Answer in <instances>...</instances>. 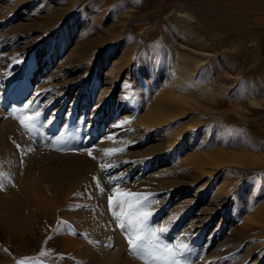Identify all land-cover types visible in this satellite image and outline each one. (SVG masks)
I'll use <instances>...</instances> for the list:
<instances>
[{"label":"rangeland","instance_id":"rangeland-1","mask_svg":"<svg viewBox=\"0 0 264 264\" xmlns=\"http://www.w3.org/2000/svg\"><path fill=\"white\" fill-rule=\"evenodd\" d=\"M47 4L52 12L64 9L66 13L64 10L61 12L73 19L84 18L86 25L83 37L74 38L61 49L57 45L50 47L47 37L52 36L51 28H47L40 19L45 14L34 11L36 6L46 5L42 9L45 12L48 10ZM7 6L11 8L9 12L6 11ZM187 12L192 16L188 17ZM36 20L38 22H34ZM100 37L105 38V41L100 47L99 56L86 62L81 60L79 46L87 40ZM0 38L14 42L11 49L5 51V58L0 56V92L4 94L12 92L20 82L17 73H6L4 59L8 63L29 55V59L24 60L30 62L29 74L27 72L26 76L32 79L39 73L44 51L50 48L46 59L52 71L58 68L60 75L64 76L67 74H64L66 69L74 68L81 73L78 80L70 83L69 99L63 100L65 93L58 95V86L53 84L47 91L39 90L40 96L35 98V103L41 107L37 108L36 113L28 111L21 114L20 109L13 110V118L30 131L29 138L36 147L42 149L43 138H40L37 129L40 123L63 124L69 112V121L74 132H77L72 133V130L61 141L54 136L57 133H47L46 140L43 139L48 142L45 149L60 153L81 151L79 149L85 148L87 138L94 137L87 135L90 129L110 127L113 132L111 147H98L97 150L87 148L91 150L93 159H100L97 160L98 170L110 168L106 172L109 174L112 168L115 171L122 165V171L127 169L122 172V177H128L137 175L148 159L152 161L158 157L156 166L158 161H165L164 166H157L158 176L156 173L152 175L149 184H131L121 190V186H114L116 180L112 177L114 180L111 179L110 183L114 187L109 192L97 181L102 188L99 196L81 198L79 192H73L68 199V196H59L61 213L55 220L39 213L25 227L14 225L0 214V243L7 249L0 254V264H110L94 260L86 254L87 241L98 247L102 245L107 251L111 248L117 250L123 245L122 260L116 264H170L171 257L163 251L165 246L173 253H178L175 264H187L186 261L190 264H264V245L261 244L264 237V0H0ZM33 57L37 58L36 66H32ZM101 57H107L106 64L98 63ZM18 63L20 60L14 65L16 68ZM113 69L116 70L113 72ZM181 70L188 71L189 75L184 88L186 94L198 98V102L180 103L173 98L174 90L168 81V74L183 78ZM42 78L43 83L40 80L39 84L47 82L45 76ZM82 83L85 90L80 93L79 99L74 96ZM107 90L109 93H106ZM50 91L55 96L51 99L47 97ZM206 91L213 94V98L205 97ZM164 108L168 109L167 116L162 115ZM81 109H84V113ZM108 113H111L112 118ZM171 137H175V144L171 143ZM211 155L221 160L208 161ZM49 163H59L60 166L69 164L61 158H53ZM197 168L200 172L194 173ZM29 169L37 170L35 165ZM163 176H166V180ZM16 182L12 181L8 188L5 182L0 181V190L8 192L11 186L19 189V183ZM157 183L160 185L157 186ZM224 184H228L232 194L228 198L223 197L222 201L215 199L212 202L213 190L226 189ZM87 186L86 191L89 192ZM146 195L151 200L148 210L152 209V216L147 222L148 228L142 230L138 227L136 232L143 237L141 243L146 247L134 250L128 243L129 237L133 235L132 225L136 224L137 219L136 211L133 210L140 207L137 198ZM189 195L196 198L191 200ZM164 196L169 198L165 199ZM162 197L168 201L165 202ZM236 201L238 210L234 211ZM214 202L222 206L216 210L209 209ZM103 204L105 209H110V212H105L115 214L118 218L119 228L117 230L114 227L113 236L116 237L115 233L121 230L122 234L119 233L123 239L112 237L103 243L101 239L82 231L68 217L69 213L83 211L86 207L92 210L95 207L94 211H98ZM117 204L132 207L130 212L118 215L115 213ZM126 216H129L128 223L124 220ZM121 224L124 225L123 229ZM202 228L206 232L205 238L210 229L216 228L215 231L220 233L212 247L202 246L205 239L198 241L195 238ZM204 251L206 253H202Z\"/></svg>","mask_w":264,"mask_h":264},{"label":"bare ground","instance_id":"bare-ground-1","mask_svg":"<svg viewBox=\"0 0 264 264\" xmlns=\"http://www.w3.org/2000/svg\"><path fill=\"white\" fill-rule=\"evenodd\" d=\"M53 6V5H52ZM51 6V7H52ZM43 7L46 8V5H38L35 7L34 11H36L37 13H43L45 14V16L40 17L41 21L43 22V24L47 27V28H51V37H47L48 38V43L51 45L50 47H52L53 45H57L60 47V49L62 47H64V45H68L71 41L74 40V38H80L83 35V30L85 28L86 25V20L84 18H71L69 17V15L64 14V11L61 9V11H56V12H52L50 11L48 4H47V8L48 10H46L45 12L42 11ZM55 7V6H53ZM52 9V8H51ZM11 10L10 7L7 6L6 11L9 12ZM69 11V10H68ZM75 12V11H74ZM66 13V11H65ZM68 13V12H67ZM72 15V14H71ZM186 15L188 17L192 16V14L190 12H187ZM78 16V15H77ZM75 17V16H73ZM34 22H38V20L34 21ZM27 23V22H25ZM29 23V22H28ZM194 33H196L195 31H193ZM50 35V34H49ZM83 37V36H82ZM18 38V37H16ZM105 38L100 37V38H95V39H90L87 40L83 45L79 46L80 48L79 50V57L81 60H84V62H86L85 60H92L95 57H98L100 54V47L102 44H104ZM14 42L9 41L8 38H0V56L5 58V51H7L8 49H11V46ZM47 45V44H46ZM17 49V48H16ZM58 49V48H57ZM50 48H47L44 51V57H42V59L40 60V66H39V73L35 74L34 78L30 79V76H26L28 70H30V62H26L25 60L29 59V55L25 58H18L16 60L10 61L8 63L6 59L3 60L4 63V68H6L7 72L6 73H17L18 77L20 78V82L17 85V87L12 91V92H6V94L0 92V181H3L6 183V186L9 188L10 185L12 184V181H17L19 183V189H15V188H11L8 189V192H5L4 189L1 191L0 190V214L4 215L5 217H7L9 219V221H11L14 225H21V226H28V224L33 221L38 215L39 213H43V215L45 217H49L51 216L52 219L55 220V217H57V215H60V203H59V196H68L67 199L69 198V196L73 193V192H79L80 197L81 198H88V196H92L95 195L97 196L98 194H100L102 192V188L105 189V191L109 192L112 191L114 186H121V190H124L125 186L128 188L127 185H141V184H149L150 178H152L155 173V175L158 176L159 171L157 172V166H164V162H159L158 161V165L156 166L157 163V159H153L151 160H146V162L142 165V170L139 171V173L135 176H123L122 177V171L121 169H123V166L121 165L118 169L116 168L115 171H112V169L110 170L109 174H106V172L108 173V170L110 168H108L106 171L105 170H98L99 168V163L98 161L100 160L98 157L97 159H93L94 156H92V153L90 152L93 149H96L98 147H103L108 148L111 143L113 142L112 140V135L113 132L111 131L112 129H110V127H107L108 129H103L102 127L97 128V130H95L94 128L90 129L89 133H87V135L93 136V138H87L86 140V144L85 148L80 147L79 150L81 151H77V152H65V153H60V152H56L50 149H45L44 147H47L46 145L48 144L45 137L47 133H57V135L55 134L54 136L57 138L61 139H66V135L70 134L69 132H71L74 128H72L71 126V122L69 121V112L66 115V117H64L66 119L65 123L63 124H50L52 127H50V125H48V123L46 125L43 124V122H39L40 123V128H37L40 133L39 135H41L40 138L43 142H42V149H40L39 147L35 146V143H33L31 141V139L29 138L30 134L27 130V128L24 125L19 124L18 122H16V120L13 118L12 113L13 110L15 109H20V113H27L28 111L31 113H36L37 112V103H35V98L38 99L37 97L40 96L38 95L39 90L41 89H46L48 87H51L50 85H56L58 87H56L57 90V94L58 95H62L63 93H65V98H63V100L67 99L69 97V95L71 94L70 92V83L74 80H78L80 77L79 75H81V73H79V71L75 70L74 68H68L64 71V74L67 72L66 75H60V69L58 70V68H56L55 70H51V65L49 63V61H47L48 59H46V53L49 52ZM52 51V50H51ZM13 52V51H12ZM99 52V53H98ZM7 53V52H6ZM41 53V52H40ZM51 53V52H50ZM49 54V53H48ZM13 55V54H12ZM10 56V55H9ZM40 56V55H39ZM2 59V58H1ZM8 59V58H7ZM11 59V58H10ZM25 59V60H24ZM36 57H33V63L34 65L32 66H36L38 63L36 62ZM102 59V57H101ZM20 60V63H18V67L16 68L14 65L17 64V61ZM50 60V59H49ZM107 57H104V59L102 60H98L99 64H106L107 63ZM89 63V62H88ZM2 64V63H1ZM0 64V65H1ZM29 65V66H28ZM53 65V64H52ZM2 66V65H1ZM90 66V65H89ZM16 68V69H15ZM115 68V67H114ZM15 69V71H13ZM112 70V67L111 69ZM116 70V69H115ZM113 69V72L115 71ZM191 70V69H190ZM85 71V70H84ZM112 72V71H111ZM113 72L111 73V75L113 74ZM182 72V76L181 77H176L173 74H168V81L170 83V86L173 88L174 90V97L176 102H180V103H192L197 101L198 102V98L194 97V96H189L188 94H186L185 92V87L187 84L186 79L189 78L188 75V71L186 70H181ZM29 74V72H28ZM86 74V73H85ZM107 74V73H106ZM2 75V72L0 70V76ZM11 75V74H10ZM13 75V74H12ZM5 76V75H4ZM42 76H45L47 82L45 84H39V81L42 78ZM58 76V77H57ZM7 77V76H5ZM9 77V76H8ZM5 79V78H3ZM16 79V78H15ZM115 79V78H114ZM117 79V78H116ZM185 79V80H184ZM6 81V79H5ZM16 81V80H15ZM106 81V80H105ZM41 83H43V80L40 81ZM115 82V81H114ZM113 82V83H114ZM111 84V83H110ZM6 85H8L6 83ZM12 85V84H11ZM53 85V86H54ZM112 85V84H111ZM138 85V84H137ZM109 87V85H107ZM2 87V86H1ZM0 87V88H1ZM5 87V86H4ZM10 87V86H9ZM15 87V86H13ZM6 88V87H5ZM4 88V89H5ZM8 88V87H7ZM137 88V87H135ZM107 89V88H106ZM3 90V89H2ZM1 90V91H2ZM50 90V89H49ZM54 90V87H53ZM55 90V91H56ZM84 83H82L79 86L78 91L75 93L74 97H78L80 93L84 91ZM140 90V89H138ZM105 91V90H104ZM102 91V92H104ZM4 92V91H3ZM45 92V91H44ZM51 92V91H50ZM101 92V91H100ZM134 91H132L133 93ZM139 92V91H138ZM207 92V91H206ZM106 93H109L108 90ZM32 94V95H31ZM88 94V93H87ZM86 94V95H87ZM102 94V93H100ZM135 94V93H133ZM138 94V93H137ZM204 94V92L202 93ZM48 95V94H47ZM104 95V94H103ZM125 95V94H124ZM54 96L53 92H51V94H49L47 97H50V99ZM106 97L108 96L105 95ZM120 96V95H119ZM134 96V95H133ZM139 96V95H138ZM55 97V96H54ZM84 97V96H83ZM104 97V96H103ZM121 97V96H120ZM205 97L207 98H213V94L211 93H206ZM58 98V97H57ZM100 98V97H99ZM41 99V98H40ZM69 99V98H68ZM80 99V98H79ZM84 99V98H83ZM102 99V98H101ZM120 99V98H119ZM122 99V98H121ZM120 99V100H121ZM48 100V99H47ZM62 100V99H61ZM74 100V99H73ZM106 100V99H105ZM123 100V99H122ZM125 100V99H124ZM78 101V100H77ZM84 101V100H83ZM40 102V101H39ZM43 102V101H42ZM45 102V101H44ZM73 102V101H72ZM71 102V103H72ZM76 102V101H75ZM46 103V102H45ZM56 103V102H55ZM44 104V103H42ZM59 104V103H58ZM61 104V103H60ZM48 105V102H47ZM55 105V104H54ZM101 105V104H100ZM118 106V105H117ZM28 107V108H27ZM43 107H45L43 105ZM57 107V106H56ZM100 108V106H98ZM97 107V108H98ZM63 108V107H62ZM61 108V109H62ZM118 108V107H116ZM56 110H58L57 108H55ZM71 109V106H70ZM70 109H68L67 111H70ZM39 110V109H38ZM72 110V109H71ZM99 110V109H98ZM101 110V108H100ZM41 111V110H40ZM39 111V112H40ZM55 111V110H54ZM81 111H83L84 113V109ZM95 111L97 112L96 108ZM127 111V110H126ZM71 112V111H70ZM92 112V111H91ZM94 112V113H96ZM106 112V111H105ZM15 113V112H14ZM13 113V114H14ZM25 113V114H26ZM56 113V112H55ZM82 113V112H80ZM134 113V112H133ZM132 113V114H133ZM30 114V113H29ZM53 114V113H52ZM88 114V113H87ZM109 114V113H108ZM107 114V116H108ZM111 114V113H110ZM109 114V116H110ZM116 114V112H115ZM129 114V113H127ZM131 114V113H130ZM168 114V109L164 108L162 111V115L163 116H167ZM20 115V114H19ZM32 115V114H31ZM73 115V114H72ZM76 115V114H75ZM83 115V114H82ZM92 115V114H90ZM99 115V114H98ZM125 115V113H124ZM35 116V115H34ZM81 116V115H80ZM94 116V115H93ZM101 116V115H100ZM114 116V115H113ZM50 117V116H49ZM63 117V116H62ZM99 117V116H98ZM111 117V116H110ZM109 117V118H110ZM123 117V116H122ZM121 117V118H122ZM126 117V116H125ZM53 118V117H52ZM88 118V116H87ZM91 118V117H90ZM107 118V117H106ZM112 118V117H111ZM124 118V117H123ZM161 118V117H160ZM55 119V118H54ZM99 119V118H98ZM51 120V118H50ZM59 120V118H58ZM90 120V119H89ZM123 120V119H122ZM164 120V119H163ZM34 121V120H33ZM42 121V120H41ZM54 121V120H53ZM79 121V119H78ZM94 121V120H93ZM96 121V120H95ZM36 122V121H34ZM55 122V121H54ZM75 122V121H74ZM105 122V121H104ZM37 124H39L38 122H36ZM91 123V122H90ZM95 123V122H94ZM102 123V122H101ZM81 124V123H80ZM76 125V124H75ZM83 125V123L81 124ZM92 125V124H91ZM95 125V124H94ZM97 125V124H96ZM105 125V124H104ZM103 125V126H104ZM112 125V124H111ZM35 126V125H34ZM79 126V125H78ZM45 127V128H44ZM47 127H50L49 129L51 130H47ZM75 127V126H73ZM88 127V126H87ZM92 127V126H91ZM90 128V127H89ZM88 128V129H89ZM112 128V127H111ZM87 129V130H88ZM115 129V128H114ZM86 130V131H87ZM75 130L72 131V133ZM82 131V130H81ZM115 131V130H114ZM38 132V131H37ZM77 132V131H76ZM74 132V133H76ZM83 133V132H81ZM228 133V132H227ZM115 134V133H114ZM72 135V134H71ZM84 136V134H82ZM70 137V135H68ZM73 136V135H72ZM77 137V135H75ZM82 136V137H83ZM120 136V135H119ZM172 136V135H171ZM49 137V136H48ZM81 137V139H82ZM71 138V137H70ZM75 138V137H74ZM84 138V137H83ZM86 138V137H85ZM121 138V137H120ZM75 140V139H74ZM127 140V139H126ZM125 140V141H126ZM63 141V140H62ZM68 141V139H67ZM124 141V142H125ZM128 141V140H127ZM76 142V141H75ZM123 142V143H124ZM73 143V142H72ZM115 143V142H114ZM171 143L175 144L176 140L175 137H171ZM72 145V144H71ZM74 145V143H73ZM72 145V146H73ZM83 145V144H82ZM80 145V146H82ZM115 145V144H113ZM68 146V145H67ZM70 147V146H69ZM74 147V146H73ZM76 147V145H75ZM111 147V146H110ZM91 150H88V149ZM114 148V146H113ZM68 149V148H67ZM75 149V148H74ZM85 150V151H84ZM41 151V152H40ZM71 151V148H70ZM76 151V150H74ZM84 151V152H83ZM169 152V151H168ZM167 152V153H168ZM169 154V153H168ZM53 158H61L66 160V162H68L69 164L66 166H60L59 163H56L57 165H51L49 163V161ZM148 158V157H147ZM161 158V157H160ZM163 158V157H162ZM211 159L212 162H218L221 160V158L217 157L216 155H211V158H208L207 160L209 161ZM98 160V161H97ZM142 160V159H141ZM106 161V160H105ZM124 161V160H122ZM168 161V160H167ZM117 162V161H115ZM120 162V161H119ZM183 162V161H182ZM186 162V161H184ZM210 162V163H212ZM132 163V162H131ZM138 163V162H137ZM172 163V162H171ZM108 164V162H107ZM130 164V163H129ZM181 164V162H180ZM184 164V163H183ZM31 165H35V168H37V170L34 169H29L27 170V168L31 167ZM126 165V164H125ZM134 165V164H133ZM149 165V167H148ZM178 165V164H177ZM102 166V165H101ZM131 166V165H130ZM146 166L150 169H145ZM168 166V165H167ZM172 166V164H171ZM173 166H175L173 164ZM244 166V165H243ZM140 167V166H139ZM185 167V166H184ZM33 168V167H32ZM107 168V167H106ZM125 168H133V167H125ZM140 168V169H141ZM167 168V167H166ZM169 168V167H168ZM167 168V169H168ZM174 168V167H172ZM76 169V170H75ZM177 169V168H176ZM175 169V170H176ZM181 169V168H180ZM187 169V168H186ZM27 170V172H26ZM73 170V172H72ZM127 170V169H126ZM125 170V171H126ZM130 170V169H129ZM146 170H149L146 172ZM169 170V169H168ZM174 170V171H175ZM194 170V169H193ZM192 170V171H193ZM79 171V172H78ZM124 171V172H125ZM177 171V170H176ZM186 171V170H185ZM77 172V173H74ZM150 172V173H149ZM178 172V171H177ZM187 172H189V169L187 170ZM196 172H200V169H196L194 170V173ZM180 173V172H178ZM186 173V172H185ZM192 173V172H191ZM177 174V173H176ZM184 174V173H183ZM190 174V173H189ZM198 174V173H197ZM98 175V178H97ZM169 175V174H167ZM179 175V174H178ZM156 176V177H157ZM161 176V175H159ZM112 177H114V179L116 180V183L113 185H111V179H113ZM126 177V178H124ZM155 177V176H154ZM164 177V176H163ZM166 177V176H165ZM164 177V178H165ZM196 177H198L196 175ZM159 178V177H158ZM172 178V177H171ZM179 178V177H178ZM195 179V177H192ZM98 179V180H97ZM113 179V180H114ZM177 179V178H175ZM182 179V178H181ZM164 180V179H163ZM166 180V178H165ZM197 180V179H196ZM86 181H89V183H87ZM97 181L101 182L102 188H100L99 183ZM155 181V180H154ZM153 181V182H154ZM178 181V180H177ZM194 181V180H193ZM16 182V183H17ZM164 182V181H163ZM189 182V181H188ZM160 183V181H159ZM157 183V186L158 184ZM161 183H162V179H161ZM160 183V184H161ZM190 183V182H189ZM226 183V182H225ZM3 184V183H2ZM15 184V183H14ZM159 184V185H160ZM166 183H164L165 185ZM169 183H167L168 185ZM175 183H173L174 185ZM88 185V186H87ZM156 185V184H155ZM180 185V184H178ZM183 186H186L187 184H181ZM191 185V184H190ZM3 186V185H2ZM5 186V185H4ZM3 186V187H4ZM86 186L89 187V192L86 191ZM104 186V187H103ZM132 186V185H131ZM143 186V185H142ZM153 186V185H152ZM169 186V185H168ZM167 186V188H168ZM176 186V184H175ZM1 187V186H0ZM130 187V186H129ZM137 187V186H136ZM135 187V189H136ZM149 188V186H147ZM155 187V186H154ZM161 187V186H159ZM163 187V186H162ZM161 187V188H162ZM166 187V186H165ZM193 187V186H192ZM195 187V186H194ZM223 187H226V189H219V190H213L214 191V199H212L213 201H216L217 199L221 200L223 199V197L228 198V196L230 194H232V191L230 189V187H228V184H224ZM124 188V189H123ZM158 188V187H157ZM171 188V187H170ZM189 188V187H188ZM2 189V188H1ZM116 189V188H115ZM114 189V190H115ZM119 189V190H120ZM132 189V187H131ZM128 189V190H131ZM134 189V188H133ZM138 189V188H137ZM159 189V188H158ZM177 189V188H176ZM187 189V188H186ZM127 190V191H128ZM141 190V189H140ZM153 190V189H152ZM162 190V189H161ZM160 190V191H161ZM164 190V189H163ZM172 190V189H171ZM170 190V191H171ZM190 190V189H189ZM205 190V189H204ZM203 190V191H204ZM149 191V190H148ZM157 191V189H156ZM197 191V190H196ZM195 191V192H196ZM201 191V190H199ZM116 192V191H115ZM140 192V191H139ZM138 192V193H139ZM180 192V190L178 191ZM190 192V191H189ZM206 192V190H205ZM184 193V192H183ZM202 193V192H201ZM137 194V193H136ZM159 194V193H158ZM168 194V193H167ZM182 194V193H181ZM185 194V193H184ZM198 194V193H196ZM204 194V193H203ZM88 195V196H87ZM103 195V194H102ZM133 195V194H132ZM139 195V194H137ZM149 195V194H148ZM165 195V194H163ZM179 195V194H178ZM183 195V194H182ZM191 195V194H190ZM189 195V196H190ZM90 196V197H91ZM99 196V195H98ZM140 196V195H139ZM147 196V195H146ZM156 196V195H155ZM154 196V197H155ZM168 196V195H167ZM203 196V195H202ZM201 196V197H202ZM212 196V194H211ZM72 197V196H71ZM78 197V196H77ZM108 196H106L107 198ZM132 197V196H131ZM134 197V196H133ZM160 197V196H159ZM165 197V196H164ZM170 197V195H169ZM167 197V198H169ZM191 197V196H190ZM102 198V196H101ZM109 198V197H108ZM107 198V199H108ZM130 198V197H128ZM165 197V199H167ZM174 198V197H173ZM181 198V197H180ZM194 199L196 197H193ZM191 197V200L193 199ZM97 199V198H95ZM93 199V201L95 200ZM121 199V198H120ZM119 199V200H120ZM133 199V198H131ZM136 199V197L134 198ZM154 199V198H153ZM158 199V198H157ZM176 199V197H175ZM216 199V200H215ZM225 199V198H224ZM234 199V198H233ZM236 199V198H235ZM85 200V199H84ZM90 200V199H89ZM105 200V199H104ZM122 200V199H121ZM121 200L119 201L121 203ZM162 200L163 197H162ZM186 200V199H185ZM189 200V197H188ZM109 201V199H108ZM128 201V199L126 200ZM132 203V200H130ZM135 201V200H134ZM151 201V200H150ZM165 201V200H164ZM168 201V200H167ZM165 201V202H167ZM175 201V200H174ZM198 201V200H197ZM220 201V202H221ZM226 201V200H225ZM104 202V201H103ZM129 202V201H128ZM172 202V201H171ZM189 202V201H188ZM200 202V201H199ZM208 202V201H207ZM87 203V202H86ZM110 203V202H109ZM119 203V204H120ZM125 203V201H124ZM127 203V202H126ZM130 203V205H131ZM164 203V202H163ZM211 203V202H209ZM215 203V202H214ZM224 203V202H223ZM89 204V202H88ZM135 204V203H134ZM138 204V203H137ZM136 204V205H137ZM181 204V203H180ZM183 204V203H182ZM118 205V204H117ZM179 205V204H178ZM189 205V204H188ZM209 206V204H207ZM102 206V205H101ZM104 204L103 206L98 210V211H94V208L92 210V208L90 209H86L83 211H79V212H72L69 213V219L76 225L78 226L82 231L91 234V236L101 239L104 243V241H110L112 237H114V230L117 228H119V225L117 224L118 222L116 221V215L115 214H111V213H107L110 212V209L107 210V208H104ZM135 206V205H134ZM133 206V207H134ZM140 206V205H139ZM181 206V205H180ZM221 203L218 204L215 203L212 206L210 205L208 208L209 209H219V207H221ZM91 207V205H90ZM106 207V206H105ZM132 206H129L128 204H122V205H118L115 209V213L116 214H120V213H124V212H130ZM238 207V202L236 201V203L233 206V210L236 211ZM110 208V207H109ZM139 208V207H138ZM155 208V207H154ZM153 208V209H154ZM96 209V208H95ZM133 209V208H132ZM105 210H107V212H105ZM143 210V209H142ZM145 210V209H144ZM148 210V209H147ZM136 211V210H133ZM132 211V213H133ZM152 211V209H151ZM206 211V210H205ZM209 211V210H208ZM113 212V210H112ZM207 212V211H206ZM210 212V211H209ZM107 213V214H106ZM215 213V211H214ZM211 214L208 217L214 215ZM200 214V213H199ZM127 215V214H126ZM131 215V214H130ZM200 216V215H199ZM202 216V215H201ZM118 217V216H117ZM120 217V216H119ZM125 217V215H124ZM127 219H124L125 222L128 220L129 216H126ZM205 217V216H204ZM203 217V218H204ZM207 217V218H208ZM114 219V220H111ZM120 219V218H119ZM168 219V217H167ZM199 219V218H198ZM202 219V217H201ZM209 219V218H208ZM150 220V219H149ZM165 220V219H164ZM197 220V219H196ZM203 220V219H202ZM192 221V220H191ZM205 221V220H203ZM54 222V221H53ZM121 222V220L119 221ZM190 222V221H189ZM188 222V223H189ZM221 222V221H219ZM46 224V222H44ZM124 223V222H123ZM128 223V221H127ZM175 223V222H174ZM204 223V222H203ZM192 224V223H191ZM195 224V222L193 223V225ZM219 224V223H218ZM187 225V224H186ZM190 225V223H189ZM197 225V223H196ZM202 225V223H201ZM188 226V225H187ZM195 226V225H194ZM114 227H116L114 229ZM186 227V226H185ZM192 227V226H191ZM189 227V228H191ZM201 228V227H200ZM217 228V227H216ZM210 229L209 230V234L208 236L205 238V229L202 228L201 230L198 231L197 235L195 236V238L198 239H205V242L203 243L202 246H206V247H212L213 241L217 240V238L219 237V232H216L215 229ZM244 228V227H243ZM123 229V228H122ZM154 229V228H153ZM152 229V230H153ZM157 229V228H156ZM120 230V229H119ZM158 230V229H157ZM190 230V229H189ZM195 230V229H194ZM243 230V229H242ZM121 231V230H120ZM120 231L115 233L114 238H116L117 240L119 239H123L120 235ZM161 231V230H159ZM185 231V230H184ZM188 231V230H187ZM120 232V233H119ZM124 232V230H123ZM183 232V230H182ZM181 232V233H182ZM155 233V232H154ZM158 233V232H157ZM187 234V232H184ZM122 234V233H121ZM161 234V233H160ZM124 235V234H123ZM180 235V234H179ZM183 234H181L182 236ZM185 235V234H184ZM161 236V235H160ZM159 236V237H160ZM190 236V235H189ZM241 236V235H240ZM149 237V236H148ZM158 236H156L155 238H157ZM184 237V236H183ZM191 237V236H190ZM242 237V236H241ZM71 238V237H69ZM68 238V239H69ZM113 238V239H114ZM186 240L187 237L185 236ZM193 238V237H191ZM228 238V237H227ZM243 238V237H242ZM73 239V238H72ZM77 239V238H76ZM83 240V238H80ZM80 239H78V241H81ZM115 239V240H116ZM149 239V238H148ZM164 239V238H163ZM166 239V238H165ZM180 239V238H179ZM213 239V240H212ZM230 239V238H229ZM75 240V239H74ZM73 240V241H74ZM191 240V239H190ZM189 240V241H190ZM212 240V241H211ZM225 240V239H224ZM69 241V240H68ZM72 241V240H71ZM148 241V240H147ZM180 241V240H179ZM183 241V240H182ZM227 241V239H226ZM76 242V240H75ZM115 242V241H114ZM120 242H122L120 240ZM149 243L151 242L150 240L148 241ZM192 242V241H191ZM111 243V242H110ZM119 243V242H118ZM123 243V242H122ZM198 243V242H197ZM202 243V242H201ZM211 243V244H209ZM108 244V242H107ZM117 244V243H116ZM121 244V243H120ZM262 245H264V237H262ZM100 245V244H99ZM125 245V244H124ZM102 246V245H101ZM101 246H97L94 245L91 242L86 243V254H88L89 256H92V258L94 260H100L102 262H107V263H112V264H116L118 263V260H122V253L123 251L121 249H123V245H120V248L117 250H113V248H111L112 250L107 251V249ZM106 246V245H105ZM108 246V245H107ZM106 246V247H107ZM110 246V244H109ZM118 246V245H117ZM119 247V246H118ZM108 248V247H107ZM204 248V247H203ZM186 249V248H185ZM209 249V248H208ZM5 248L3 247V244L0 243V254L1 252H4ZM7 250V249H6ZM5 250V251H6ZM191 250V249H188ZM214 251V250H213ZM129 252V251H128ZM132 252V251H130ZM143 252V251H142ZM173 252V251H172ZM181 252V251H180ZM175 253V252H174ZM202 253H206L205 251ZM129 254V253H128ZM127 254V255H128ZM194 254V253H193ZM202 255V254H201ZM234 255V254H233ZM185 256V255H184ZM188 256V255H187ZM203 256V255H202ZM205 256H208L205 254ZM129 259L130 257L127 256ZM190 259V256H188ZM209 257V256H208ZM236 257V256H235ZM139 258V257H137ZM204 258V256H203ZM207 258V257H205ZM124 259V258H123ZM132 259H136V258H132ZM131 259V260H132ZM181 259V258H180ZM184 259V258H183ZM202 259V258H201ZM233 259V257H232ZM231 259V260H232ZM130 260V262H131ZM140 260V259H139ZM138 260V261H139ZM192 260V259H190ZM230 260V259H229ZM239 260V258L237 259ZM128 261V260H127ZM203 261V260H202ZM227 261V260H226ZM124 262H126L124 260ZM183 262V261H181ZM194 262V261H191ZM201 262V261H200ZM205 262V260H204ZM233 262V261H232ZM236 262V261H235ZM120 263H123L120 262ZM129 263V262H128ZM133 263V260H132ZM140 263V262H137ZM187 264V261L185 262ZM197 263V262H196ZM199 263V262H198ZM238 263V262H237ZM125 264V263H123ZM181 264V263H180ZM206 264V262H205Z\"/></svg>","mask_w":264,"mask_h":264},{"label":"snow or ice","instance_id":"snow-or-ice-1","mask_svg":"<svg viewBox=\"0 0 264 264\" xmlns=\"http://www.w3.org/2000/svg\"><path fill=\"white\" fill-rule=\"evenodd\" d=\"M29 119H31V117H29ZM21 123H24L23 120H21ZM142 201H144V203H142ZM137 203L140 204V207L137 208L136 210V224L132 225V232L133 235L129 237L128 239V243L129 245L132 247V249H139V248H144L146 247V245H144L143 243H141V241L143 240V237L141 235L136 234L137 232V228L139 227L140 229H147L148 228V220L149 218L152 216V212L149 210H146L150 207L151 205V201L147 196H143V197H138L137 198ZM141 209H145V210H141ZM121 228H124V225L121 224L120 225ZM164 254L171 257V262L170 264H175V256L178 253H173L171 249H167V247L165 246V249L163 250Z\"/></svg>","mask_w":264,"mask_h":264}]
</instances>
